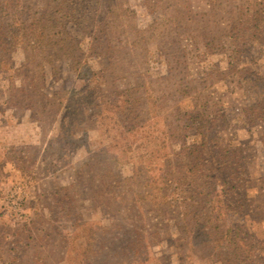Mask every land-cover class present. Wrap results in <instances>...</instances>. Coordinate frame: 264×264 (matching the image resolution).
I'll use <instances>...</instances> for the list:
<instances>
[{
    "label": "rangeland",
    "instance_id": "374dc122",
    "mask_svg": "<svg viewBox=\"0 0 264 264\" xmlns=\"http://www.w3.org/2000/svg\"><path fill=\"white\" fill-rule=\"evenodd\" d=\"M81 3L86 11L64 29L97 83L79 77L66 54L42 70L29 62L23 34L52 19L51 0L0 4V264H232L222 259L230 255L181 246L176 220L190 205L213 209L211 238L225 244L236 233L251 250L246 264H264V0ZM95 87L140 126L127 154L116 114L88 105ZM55 92L78 104L55 111L41 97ZM76 115L81 125L60 143L63 118L71 128ZM102 145L110 153L83 174ZM203 162L216 188L209 203L178 183L163 186V177L194 180ZM150 176L171 207L152 203L160 195L146 186ZM111 184L123 198L119 213L100 197Z\"/></svg>",
    "mask_w": 264,
    "mask_h": 264
},
{
    "label": "trees",
    "instance_id": "16d2710c",
    "mask_svg": "<svg viewBox=\"0 0 264 264\" xmlns=\"http://www.w3.org/2000/svg\"><path fill=\"white\" fill-rule=\"evenodd\" d=\"M82 1L86 0H51V3L53 4L52 7L49 6V8L52 10L54 16H50L52 19L50 21H46L45 19L37 20L35 23V26L30 29L27 28L25 32H27L30 36L23 34L24 37H27L26 43V56L28 57V60L30 63H34V68H40V70L43 69V64L48 63L50 65H53V60L58 59V57H62L64 54L68 55L70 59L73 61L72 69L77 73L79 77H83L85 80H90V83H97L98 78H94L96 74L92 71H89L87 65L85 62H83L82 58H84V53L82 52L81 48L79 47L77 41L73 39L72 37H69L64 29V21L69 20L70 18L79 19L80 14L84 13L86 10L82 8ZM4 0H0V4L3 3ZM7 3V2H6ZM88 3V1H87ZM86 3V4H87ZM2 6H0V10ZM93 15L97 16V3L93 4ZM79 13V14H78ZM78 14V15H77ZM74 15H77L74 17ZM106 25H104L103 28H105ZM93 32H102L99 30V26H95L93 24L92 26ZM99 30V31H97ZM66 38L69 40L67 41ZM14 39V38H13ZM94 46V47H93ZM92 49H99L98 46L95 44L92 45ZM181 88V84H176L177 87L174 89V91L177 94H181L184 92V90L187 89L189 86V82H184ZM95 96H90L91 98L87 101L88 105H92V108L102 111L104 109H109L110 112H114L116 114V121L115 123H119L118 126L119 130V136L122 137V140H125V147L122 150L123 154H127V151H130V148L135 142L134 138L141 133L140 126H136V123L134 122V118L130 117V114L127 112L128 108L127 106H124V103L122 104H107L103 101L102 96H100V92L97 87H95ZM63 94V95H62ZM66 95V96H65ZM65 96V97H64ZM41 97L46 102L47 105L50 104L51 107H55V111L57 109V112L62 109L63 102H73L75 101L74 96L72 93H60L55 92L50 97L47 95H44L41 93ZM53 102H57V105ZM78 104V100H76ZM78 106H81L79 103ZM83 109L86 110V107H83ZM85 112V111H84ZM88 112V111H87ZM47 114L49 112L47 111ZM91 114L89 113V116ZM49 116V115H48ZM75 116H73V119ZM67 116H65L61 123V130L60 135L57 137V140L60 143H63L64 140L75 130V133L77 132L76 128L81 125V119L82 116L76 115V119L78 122H73L71 125V128H63V125L66 121H68ZM90 120V119H89ZM84 132V130H82ZM74 136V135H73ZM192 152H196L197 156L194 157L195 159L198 158V152L197 147H195ZM110 153L109 147L102 145L97 150H91L89 152L90 158L87 163L83 166V174L88 175L89 170H91L97 156L103 155L106 156ZM196 167V178L193 180L191 177H186L184 174L180 178H175L172 176V178H166L163 177L164 180L163 186H166L167 184L170 185V183H178V186L186 187V189L190 188L188 191H193L197 195H206L205 199L208 200V196L211 195L210 193H216V188L214 186H211L207 182L209 171L208 165L206 162H203L199 165L200 168H198V164H195ZM189 168V163H188ZM198 168V169H197ZM151 170L150 168L146 169L144 172L149 173ZM189 172L193 171L192 169L188 170ZM138 171H136L135 175ZM110 179H113V177H110ZM122 181V180H121ZM160 179H153V177H148L145 180L146 186H152L155 185V188L152 190H156L157 193H159V200L157 197H155V200H152V203L155 205H159L160 208L165 207H171V203L168 200V195H165L161 197L160 191L157 189L156 184L159 183ZM118 182V181H117ZM120 182V180H119ZM168 186V185H167ZM116 186L110 185V190L106 192V195H100V197H108L106 200H108L109 204L112 205L119 213L122 209L120 205L122 203V199L120 198L115 192L113 191ZM177 187V185H176ZM193 187L195 190H193ZM208 189H211V192H208ZM113 191V192H112ZM207 191V192H206ZM137 196L138 194H133L132 198L130 199V203L132 206H135L137 204ZM161 197V198H160ZM209 203V200L207 201ZM211 204V203H210ZM208 204V205H210ZM207 206V203L206 205ZM210 208V206L208 207ZM213 209H203L191 206H186V213L183 214L180 218H177L176 220V227L178 229V233H180V236L178 237V241L181 244L182 247L185 246H203L206 248V251H209V253H215L216 251V257H225L224 255H230L231 258H222L225 259L224 261L229 262L232 264H246L249 261V257L251 255V250L248 249V245L245 243V241L241 238V240L244 242V244H238L236 242L237 237L236 233H232L234 237H231V232L228 231L223 236L225 237L224 240H226V243L221 242L222 238L212 237L210 234V229H212L214 225V220L212 217V211ZM212 226V227H211ZM199 227L198 231L196 229ZM216 229V227H213ZM102 232H107L109 229L103 227L101 228ZM213 233V232H212ZM215 234V233H214ZM212 234V235H214ZM133 241H137L136 239H133ZM131 244V241L129 242ZM132 258L137 257V251L134 249L132 251ZM115 256V255H113ZM139 258V257H138ZM137 259V258H136ZM227 259V260H226ZM139 261L141 263H145L146 259H139L135 260ZM131 264H135V262H131Z\"/></svg>",
    "mask_w": 264,
    "mask_h": 264
}]
</instances>
